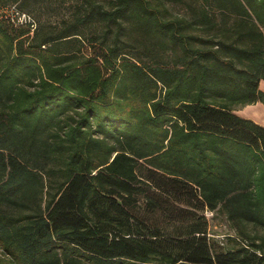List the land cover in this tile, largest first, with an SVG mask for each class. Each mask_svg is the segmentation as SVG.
I'll use <instances>...</instances> for the list:
<instances>
[{
  "label": "trees",
  "instance_id": "16d2710c",
  "mask_svg": "<svg viewBox=\"0 0 264 264\" xmlns=\"http://www.w3.org/2000/svg\"><path fill=\"white\" fill-rule=\"evenodd\" d=\"M261 81L264 0H0V264H264Z\"/></svg>",
  "mask_w": 264,
  "mask_h": 264
},
{
  "label": "rangeland",
  "instance_id": "374dc122",
  "mask_svg": "<svg viewBox=\"0 0 264 264\" xmlns=\"http://www.w3.org/2000/svg\"><path fill=\"white\" fill-rule=\"evenodd\" d=\"M236 112L247 115L264 125V109L259 105L250 104L245 106H237ZM205 215L208 219V234L211 238L222 242L225 246L229 245V238L234 235L233 229L228 221L218 212L206 211Z\"/></svg>",
  "mask_w": 264,
  "mask_h": 264
},
{
  "label": "crops",
  "instance_id": "0c3cea01",
  "mask_svg": "<svg viewBox=\"0 0 264 264\" xmlns=\"http://www.w3.org/2000/svg\"><path fill=\"white\" fill-rule=\"evenodd\" d=\"M259 87L264 91V81H261V82H260ZM254 104H255V105H259L262 109H264V105H263L261 102H256V103H254ZM249 105H250V104H249ZM251 105H252V104H251ZM234 112H235L237 115L241 116V117H244V118H247V119H251V120H253V121L256 122V123H258V124H260V125H263L262 123H260V122H258V121H256V120H254V119L251 118L250 116L242 115V114L237 113V112H236V109L234 110ZM263 126H264V125H263Z\"/></svg>",
  "mask_w": 264,
  "mask_h": 264
},
{
  "label": "built area",
  "instance_id": "2783aa9c",
  "mask_svg": "<svg viewBox=\"0 0 264 264\" xmlns=\"http://www.w3.org/2000/svg\"><path fill=\"white\" fill-rule=\"evenodd\" d=\"M18 20H19L20 22H22V21H29L30 18H29V16H27L26 14L21 13V14L18 15Z\"/></svg>",
  "mask_w": 264,
  "mask_h": 264
}]
</instances>
